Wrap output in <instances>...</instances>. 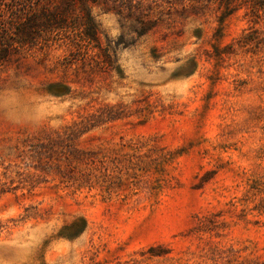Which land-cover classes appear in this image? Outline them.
<instances>
[{
  "label": "rangeland",
  "instance_id": "obj_1",
  "mask_svg": "<svg viewBox=\"0 0 264 264\" xmlns=\"http://www.w3.org/2000/svg\"><path fill=\"white\" fill-rule=\"evenodd\" d=\"M41 11L62 27L24 42ZM252 26L240 0H0V264H264Z\"/></svg>",
  "mask_w": 264,
  "mask_h": 264
},
{
  "label": "trees",
  "instance_id": "obj_2",
  "mask_svg": "<svg viewBox=\"0 0 264 264\" xmlns=\"http://www.w3.org/2000/svg\"><path fill=\"white\" fill-rule=\"evenodd\" d=\"M228 0H221V4L227 2ZM244 6L249 9V16L251 18V23L253 26L259 25L261 21L264 20V0H240ZM87 19L90 21L91 17L86 15ZM251 27L250 33L244 34L238 41L237 47L240 49H245L247 51L251 50V48L260 49L264 47V33L262 31H257L254 27ZM58 29L62 27L61 21L55 19V17L49 14L47 11H41L37 15H28L26 18H23V22L21 24L20 29H16V35H21L23 32L25 33L24 42L31 41L34 38V34L37 32H43L49 28ZM22 28V30H21ZM250 30V29H249ZM262 35V36H261ZM82 36L88 42H92L96 44V48L98 52L103 58H106L105 52L99 48L98 40L96 33L94 30H87L82 33ZM234 48L228 47V50Z\"/></svg>",
  "mask_w": 264,
  "mask_h": 264
}]
</instances>
